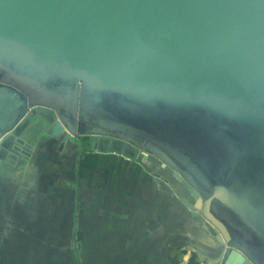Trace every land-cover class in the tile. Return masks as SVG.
<instances>
[{
  "label": "water",
  "instance_id": "1",
  "mask_svg": "<svg viewBox=\"0 0 264 264\" xmlns=\"http://www.w3.org/2000/svg\"><path fill=\"white\" fill-rule=\"evenodd\" d=\"M3 73L37 91L0 82L1 160L38 115L126 131L194 187L220 264H264V0H0Z\"/></svg>",
  "mask_w": 264,
  "mask_h": 264
},
{
  "label": "rangeland",
  "instance_id": "2",
  "mask_svg": "<svg viewBox=\"0 0 264 264\" xmlns=\"http://www.w3.org/2000/svg\"><path fill=\"white\" fill-rule=\"evenodd\" d=\"M3 74L30 96L36 93ZM46 132L31 161L16 170L5 163L1 171L0 264H201L193 241L211 250L203 264H220L223 251L203 227L209 222L189 209L193 197L179 181L194 187L180 173L177 182L175 169L162 159L114 137L115 129V135L82 133L87 149L78 133L68 131L79 139L73 142L57 140L50 127ZM98 138L122 144L101 146Z\"/></svg>",
  "mask_w": 264,
  "mask_h": 264
},
{
  "label": "crops",
  "instance_id": "3",
  "mask_svg": "<svg viewBox=\"0 0 264 264\" xmlns=\"http://www.w3.org/2000/svg\"><path fill=\"white\" fill-rule=\"evenodd\" d=\"M33 121H36V122L31 123L27 127L26 130L24 129V127L26 125H24V127L22 128V131L19 134V137L23 143H21V144L17 143L14 136L9 137L5 141L4 146L6 148H8L9 152L12 154V156L10 157V159H12V161L6 162L4 160H0V177H1V175H3L1 171L4 168L5 163L6 164L8 163L7 164L8 168L10 166L11 169L16 170V169L20 168V164L22 162L31 161V157L33 155H35V153L38 151V149H40V147H42L44 145L45 139L42 136L40 137L39 134L43 131V128L45 125H42L40 123V119H38V118H36V119L34 118ZM208 241L210 243H213L215 246H217L219 248V250L222 249V251H223L225 249V244L220 243L215 237H213L211 235H209ZM193 242H195L196 246L199 249H201V252H199V253L201 254V258H203V262H202V260H200V262H201V264H203L204 258H209L208 253H210L211 250L209 248L204 249V245L201 248L200 245L198 244L199 242H197V241H193ZM203 243L205 244V241H203ZM222 254H223V252H222ZM216 256H215V259L220 258V254H218ZM221 258H222V256H221ZM221 258H220V261H221ZM195 264H196V262H195Z\"/></svg>",
  "mask_w": 264,
  "mask_h": 264
},
{
  "label": "flooded vegetation",
  "instance_id": "4",
  "mask_svg": "<svg viewBox=\"0 0 264 264\" xmlns=\"http://www.w3.org/2000/svg\"><path fill=\"white\" fill-rule=\"evenodd\" d=\"M2 78H4V75H0V81L2 80ZM42 99H44V98H42ZM46 100H48V101H50V99H46ZM60 113H61V115L67 120V122H69L71 125H73L74 127H75V130H76V132H78L79 130H81V131H84L86 128H89V124L86 122V121H84L83 120V118L82 119H79V114H78V112H76V111H72V110H70V111H66L65 110V112H63L62 110L60 111ZM97 119H99V117L98 118H94V120H97ZM34 122H36V121H33V120H31V121H29L27 124H26V126L24 127V129L26 130L27 129V127L31 124V123H34ZM94 122V121H93ZM40 123L42 124V125H45L44 126V128H43V131L39 134L40 135V137L42 136V137H44V135L47 133L46 132V129L47 128H49L50 127V125H49V123L47 124L45 121H40ZM47 124V125H46ZM92 126L93 127H95V126H97V124L96 123H92ZM116 132H118L119 134L121 133V134H124L125 136H128L125 132H120V131H116ZM80 136H82V139H81V142H82V145H83V147L84 148H88L89 147V145H90V143H89V139L87 138V136H85V135H81V134H79ZM130 137H131V139H132V141L133 142H129L130 144H131V146L133 145V146H135V147H140V145H144V146H148L149 145V147H151V146H154V147H156L155 145H153L152 143H150V142H145V141H143V140H141V139H139L138 137H133V136H131V135H129ZM69 140H71V141H73V142H77L79 139L78 138H75V139H70V137L68 138ZM98 140V142H99V144L101 145V146H107V145H113V146H115V147H118V146H120L122 143H120L119 141L117 142L116 141V139H107V138H104V139H101V138H98L97 139ZM121 141V140H120ZM122 142V141H121ZM144 143V144H143ZM120 144V145H119ZM119 148V147H118ZM157 148H159V147H157ZM161 151H163L161 148H159ZM4 161H12V159H10V157H6V159H4ZM8 164V163H7ZM8 167V166H7ZM159 168H161V167H159ZM172 176H173V174H172ZM177 182H178V180H177ZM180 182V184L178 185V186H180V187H182L184 190H185V192H186V194L187 195H189L190 197H193L192 195H191V189L189 188V187H187V186H185V185H183L182 183H181V181H179ZM193 201H195V199L193 198Z\"/></svg>",
  "mask_w": 264,
  "mask_h": 264
}]
</instances>
